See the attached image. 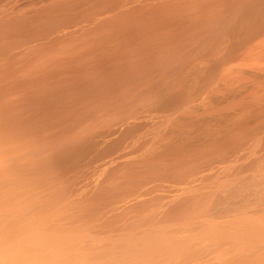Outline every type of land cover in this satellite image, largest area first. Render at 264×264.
I'll return each mask as SVG.
<instances>
[{"label":"bare ground","instance_id":"obj_1","mask_svg":"<svg viewBox=\"0 0 264 264\" xmlns=\"http://www.w3.org/2000/svg\"><path fill=\"white\" fill-rule=\"evenodd\" d=\"M0 264H264V0H0Z\"/></svg>","mask_w":264,"mask_h":264}]
</instances>
